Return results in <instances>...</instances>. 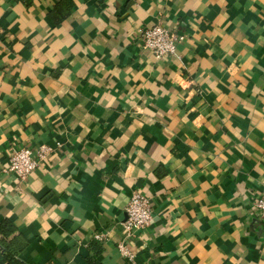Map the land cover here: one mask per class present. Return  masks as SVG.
I'll return each instance as SVG.
<instances>
[{
  "label": "crops",
  "instance_id": "1",
  "mask_svg": "<svg viewBox=\"0 0 264 264\" xmlns=\"http://www.w3.org/2000/svg\"><path fill=\"white\" fill-rule=\"evenodd\" d=\"M155 23L183 35L163 59L135 41ZM39 144L0 172L26 264H264V0H0V167ZM134 191L152 218L128 261Z\"/></svg>",
  "mask_w": 264,
  "mask_h": 264
},
{
  "label": "built area",
  "instance_id": "2",
  "mask_svg": "<svg viewBox=\"0 0 264 264\" xmlns=\"http://www.w3.org/2000/svg\"><path fill=\"white\" fill-rule=\"evenodd\" d=\"M182 39V34H177L157 23L138 27L135 35V41L138 45L142 49L148 50L156 59H163L172 55L176 44ZM52 151L53 147L48 144H39L33 148L18 147L8 155L7 163L0 167V172L10 173L16 179L23 180ZM253 207L264 225V190L255 198ZM151 218L149 200L137 191L132 192L124 207V218L121 222L125 236L124 239L116 243L118 252L126 260L130 261L134 258V251L127 244L149 224ZM93 238L99 241L103 238V233L97 232Z\"/></svg>",
  "mask_w": 264,
  "mask_h": 264
},
{
  "label": "trees",
  "instance_id": "3",
  "mask_svg": "<svg viewBox=\"0 0 264 264\" xmlns=\"http://www.w3.org/2000/svg\"><path fill=\"white\" fill-rule=\"evenodd\" d=\"M56 10L58 7L55 8ZM66 10L59 12L58 20L66 15ZM27 239L8 218L0 220V264H26L20 258L21 251L26 247ZM98 247L92 243L93 252L96 254ZM86 264H98L94 257H88Z\"/></svg>",
  "mask_w": 264,
  "mask_h": 264
}]
</instances>
